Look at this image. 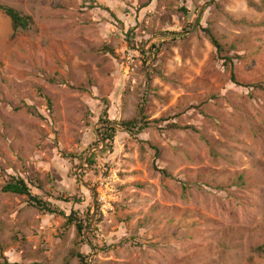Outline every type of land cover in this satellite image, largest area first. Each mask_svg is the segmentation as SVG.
<instances>
[{
  "label": "rangeland",
  "instance_id": "rangeland-1",
  "mask_svg": "<svg viewBox=\"0 0 264 264\" xmlns=\"http://www.w3.org/2000/svg\"><path fill=\"white\" fill-rule=\"evenodd\" d=\"M0 4V264H264V0Z\"/></svg>",
  "mask_w": 264,
  "mask_h": 264
},
{
  "label": "trees",
  "instance_id": "trees-1",
  "mask_svg": "<svg viewBox=\"0 0 264 264\" xmlns=\"http://www.w3.org/2000/svg\"><path fill=\"white\" fill-rule=\"evenodd\" d=\"M0 12L11 20L12 29L14 31V34H17L20 31H23V32L29 31L33 27L32 19L30 17L22 15L20 12H18L17 10L11 7H7V6L0 4ZM205 32L208 33L213 45L216 47L218 52L223 53V50H224L223 46L214 37V35L209 30H206ZM152 47L155 48V45H153ZM235 80L236 79H234V76H233V81L236 82ZM48 101H49V104L51 105L50 100ZM135 124H136V121L132 120L128 122H123L120 125L129 130H132ZM116 132H117V129L115 128V126L111 124H105V126L101 130L102 139L104 141H112L116 135ZM89 162L93 163L92 160H89ZM3 192L27 197L31 205L37 208L43 214L65 216L64 212L60 211L58 208H55L48 201H44L38 195H35L32 192L31 187L22 179L15 180L5 185V187L3 188ZM68 223L75 224L78 235L82 237L84 236V232L88 229V226H89L88 221L80 220L79 218H77V215L75 213H72L68 217Z\"/></svg>",
  "mask_w": 264,
  "mask_h": 264
}]
</instances>
